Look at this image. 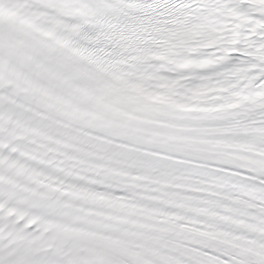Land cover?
Masks as SVG:
<instances>
[{
	"label": "snow or ice",
	"instance_id": "1",
	"mask_svg": "<svg viewBox=\"0 0 264 264\" xmlns=\"http://www.w3.org/2000/svg\"><path fill=\"white\" fill-rule=\"evenodd\" d=\"M0 264H264V0H0Z\"/></svg>",
	"mask_w": 264,
	"mask_h": 264
}]
</instances>
